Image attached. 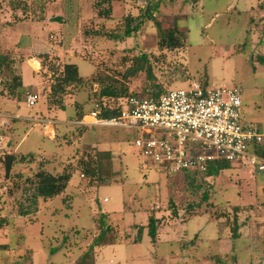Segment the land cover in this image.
<instances>
[{
	"label": "rangeland",
	"instance_id": "1",
	"mask_svg": "<svg viewBox=\"0 0 264 264\" xmlns=\"http://www.w3.org/2000/svg\"><path fill=\"white\" fill-rule=\"evenodd\" d=\"M22 1L26 10L13 12L6 0H0V14H6L4 18L9 16L12 21L17 13L20 21L16 22H29L40 16L43 8L52 15L58 13L56 16L63 18V23L67 21L64 30L55 31L57 25H52L55 30H48L45 36L56 47L52 46L55 50L51 48L49 53L56 63L71 60L78 65L81 75L97 72L113 77L136 93L153 91L154 83L169 90L187 88L191 81L239 87L245 120L255 122L264 133V64L259 60L264 57V0H157L160 7L156 17L162 20L164 28L176 24L187 34L186 45L174 50L158 47L156 28L146 19L139 30L122 41L93 33L122 29L125 15H142L143 1H114L111 18L96 22L89 18L80 25L76 23L78 11L74 9L72 13L69 0ZM80 5L88 14L90 3L81 0ZM12 43L17 48L1 46L0 52L18 61L15 66L20 67V62L32 56L21 49L26 45L31 48L32 42L17 37ZM142 53L150 61L153 82L146 69L127 78L123 76ZM10 71L6 69L0 74V90L1 80L9 77ZM23 74L26 84H38L37 74L26 65ZM50 83L52 79L46 77L38 93L43 95ZM97 88L94 84L92 89L86 86L74 91L68 97L66 110H59L56 115H50L42 98L32 108L22 104L14 108L21 115L17 119L0 107V216H7L10 223L0 231V244L11 248L8 253L0 252V264H76L79 252L98 233L102 212L108 213L105 221L113 227L108 242L113 240L114 232L118 237L130 238V224H146L148 215L158 206L156 215L164 226L157 244L150 242L144 230L139 243L102 247L96 258L98 264H216L210 259L213 254L224 259L220 264H264V242L257 238L262 236L264 241V172L254 174L249 168L233 164L217 176L207 177L195 192L189 193L182 173L167 176L165 171L143 170L129 131L94 125L79 130L81 125L73 120V102L82 103L83 109L89 111L94 101L92 93ZM0 95L5 96V92ZM34 119H51L53 132L52 127L44 128ZM96 151L103 154L100 174L108 176V184L102 186L90 183L89 177L81 176L77 167L79 159L94 156ZM12 152L37 155L33 162L26 157L13 173L34 174L41 166L40 161L53 174L76 171L61 194L48 202L34 204L37 199L34 186L16 187L5 179L2 158ZM203 191L208 192L206 202L201 200ZM196 203L204 210L194 215L185 211L189 204ZM249 203L255 204L251 218L257 220L256 225L252 223L256 234L249 241L247 223H241L240 238L235 242L236 248H231L232 207ZM171 204L177 208L175 217L169 209ZM241 212L240 222L246 215ZM187 214L191 215L189 219ZM225 217L229 224L226 228ZM138 230L135 238L140 239ZM90 257L85 264H94V257Z\"/></svg>",
	"mask_w": 264,
	"mask_h": 264
},
{
	"label": "trees",
	"instance_id": "2",
	"mask_svg": "<svg viewBox=\"0 0 264 264\" xmlns=\"http://www.w3.org/2000/svg\"><path fill=\"white\" fill-rule=\"evenodd\" d=\"M114 1H124V0H92V11L94 12V16L92 17V20L96 22L98 20H106L111 18ZM150 1L151 0H148L147 3L144 5V7H142L145 8L142 15H138V16L137 15L135 16L133 14L125 15L124 26L122 27V29H118L115 31L113 30L110 31L109 33H107L106 31H104L105 33L103 32L100 33V30L98 31L95 30L93 31V33L95 35L105 36L109 40L122 41L125 38L132 36V34L135 31L139 30L141 28L143 20L146 19L148 21H151L154 27L156 28L159 37V42H158L159 48L174 50L185 46L187 34H185V32H181L180 27L176 24H174L173 27L164 28L163 26L164 24L162 23V20L156 17V13L157 11L159 12V7H160L159 1L157 0L154 2H150ZM6 2L8 3L9 8L13 12L14 11L16 12L18 10H22L24 12L25 9L24 1L6 0ZM40 10H41V15L31 20L32 22L35 21L41 22L46 20L47 12H44L43 8H40ZM13 16H14V20H12L13 22H10L11 24L15 23L17 20L20 21L18 17L16 18V16H19L17 15V13H15ZM86 32L87 31L84 30V33ZM37 58L40 60V64L42 68L46 69L44 75L46 77L49 75V77L52 79V83H50L45 88V90L43 91V95L38 93V91L33 90L31 87L23 86L20 69L18 70L14 69L16 67L15 66L16 63L19 65V62L18 61L14 62L11 56L8 57L3 52H0V74H2V72L6 69H10L11 74L9 77H5L3 80H1L2 89L0 90V94H4L5 92L6 97L20 101L22 96H25L24 97L25 99L28 93L37 92L38 99L42 98L45 101V105L48 111L65 110L67 108L68 97H70V95H72L74 91L80 90L82 88H86V86H89L92 89L93 85L97 84L98 86L97 90L92 93V98L94 99V101L89 111H86L85 108L83 109L82 103L77 101L73 102V106L75 109V115L73 120L76 122L81 121L85 115L89 114L92 111H98V116L100 118H107V119L117 118L120 116L122 110L125 107L127 100L130 97L142 96V97H151L157 99L167 90H169V89H165V87H162L157 83H154L152 85L153 91L136 93L133 91H129L125 83L117 81L113 77L103 76L97 72L87 76H83L79 73L78 66L75 63H67V62L62 64L56 63L55 59L52 60V57L49 53H40L37 55ZM259 60L262 64H264V57H260ZM132 65L133 66L130 67L128 71H126V73H124L123 75L124 78H127V76L129 75H134L140 70L146 69L148 73V78L152 79V82L154 81V77L151 73L150 61L146 53H142L136 56ZM83 126L86 125H81L79 127V130H81ZM256 152L264 154V139H263V143L258 147V149H256ZM26 157L29 158L28 160L29 162H33L35 161V157H37V155H35L34 153H29L22 156V154L18 155V153L16 152L6 153L2 158L4 176L7 182H9V184H12L16 187L28 186V185L34 186L37 197L36 201L34 200L33 202L34 204L37 201L48 202L53 198H55L56 196H58L59 194H61L68 185L72 173L76 171L72 169L70 171H64L60 174H53L49 172L47 169H45L44 163L40 161L39 165L41 166H39V168L36 170L34 174L27 176L26 174H23L21 171H18L17 173H13L12 170L18 164L20 163L23 164L24 162L23 160H26L25 159ZM102 158H103L102 152L96 151L94 156L87 155V157L79 159L77 164V167L80 169L81 176L85 175L89 177L90 183L91 182L96 183L98 186L108 184L107 183L108 176L105 175L102 176L100 174L101 166H102L101 163ZM230 165L231 164L227 161L216 160L209 163L207 167L203 170H181L179 172L183 174L185 180V190L188 191L189 193L191 192L193 193L198 189L199 187L198 184L203 183L207 177L217 176L221 170L229 168ZM165 173H167V176L174 174L170 172H165ZM201 200L203 202L208 201L207 191H203ZM254 207L255 204L252 203H249L247 205H235L232 207V219H231L232 226L229 228L230 230L229 238L231 239L232 242L237 238H239L240 236L241 223L245 224V222L248 223V221L252 220L256 225L257 220L251 218L253 216L252 212H254L253 210H255ZM169 209H171L174 217L178 214L175 205L171 204ZM158 210L160 209H156L148 215L146 224L143 225L142 224L138 225L137 223L130 224L129 231L131 232L139 228L138 232L140 233L139 236H141V233H143V231L146 230L150 242L155 243L160 233V229L162 228V226H164L163 223L164 221L156 215ZM201 210L204 209H202L200 203L189 204L188 207H186L185 209V211L186 212L188 211V213L192 211V215L198 213ZM239 210L242 211L241 213L246 212L245 218L243 219L242 222H240V219L238 218V216L240 215ZM106 216H108L107 213L102 212L100 214L99 217L100 229L98 233L91 238L88 247H86L84 250L82 249L79 252L80 256H77L76 264H85L89 255L93 258L94 250L98 247L115 244L118 241L119 242L123 241L124 237H118L119 234L117 232H114L113 240L107 242L108 237L112 235L113 227L107 224V222L105 221ZM187 216H188L187 219L191 217V215L188 214ZM219 216L221 217L222 215ZM220 217L217 216V219ZM224 221H226V224L223 227L226 228L229 225L228 218L225 217ZM9 224H10L9 218L7 216L5 215L0 216V231L6 229L9 226ZM217 224L220 225L219 221H217ZM249 232L255 236L256 228H253L252 226ZM257 238L258 240L260 239V242L261 241L264 242L262 236H257ZM10 250H11L10 245L5 243L0 244V252L4 251L8 253ZM52 251L55 250L52 249ZM211 258H213V261H217L216 264L224 263V259H222L220 255L213 254L210 256V259Z\"/></svg>",
	"mask_w": 264,
	"mask_h": 264
},
{
	"label": "built area",
	"instance_id": "3",
	"mask_svg": "<svg viewBox=\"0 0 264 264\" xmlns=\"http://www.w3.org/2000/svg\"><path fill=\"white\" fill-rule=\"evenodd\" d=\"M138 1L144 6L148 0ZM241 94L236 86L191 81L187 88L167 90L157 99L130 97L117 118H100L92 111L77 123L129 131L145 171L203 170L224 160L264 172V154L256 152L264 133L255 122L245 120ZM37 101L38 93L30 92L25 105L32 108ZM34 120L44 128L53 124Z\"/></svg>",
	"mask_w": 264,
	"mask_h": 264
},
{
	"label": "crops",
	"instance_id": "4",
	"mask_svg": "<svg viewBox=\"0 0 264 264\" xmlns=\"http://www.w3.org/2000/svg\"><path fill=\"white\" fill-rule=\"evenodd\" d=\"M85 1L87 3H90L89 7H91V8H89L90 11H89L88 14H87V11L83 12L82 9H80L81 0H69L70 10L72 11V13H73L74 9L76 10V12L78 11L76 13V15H77L76 23H78L79 25L88 22L89 18H92L94 16V12L92 11V5H91L92 0H85ZM54 2H56V0ZM57 14L58 13H55L54 15H52L51 13H46V20L41 21V22L40 21H37V22L36 21L35 22L29 21V22H20V23L16 22V23H12V24L10 23L12 21L9 18V16L7 18H4V16L6 14H4V15L0 14V47L2 46V48H17L16 46L12 47L14 45V43H12V39H16L17 37H21L22 39L27 38V39H29V41L32 42L31 48H29V46L26 47L27 45L25 47H23L22 49L20 48L22 50V52H27L26 55H32L30 57L29 56L26 57L22 62H20L19 69H20V73L22 75V82H23V86L24 87H31L33 90L37 91L39 85H41L43 83V80H44V82L46 80V76L43 75V73L46 72V69H44V70L42 69V66L40 64V60L37 58V55L40 54V53H50L51 48H53L52 47V46H54L53 43L52 42L51 43L48 42V40L45 37L46 33L48 32V30H55V29H52V25H57L55 31L64 30V27L66 28V26L68 25V24L65 25L67 23V21L65 23H63V18H62L61 22H53V21L50 20V18L56 16ZM43 42L45 44H42ZM54 48H56V47L54 46ZM54 48H53V50H55ZM57 52H59V50H57ZM65 62H67V63H75V62H71V60H67ZM35 63H37V66L35 65ZM24 65L28 66L31 69L32 73L37 74V77L39 78L38 79L39 81H38L37 85H34V84L32 85L31 83L30 84H26L24 82V76H23L24 75L23 74V66ZM40 69L43 70V73L41 72ZM47 77H49V75ZM21 104L25 106V99H24V102H23L21 100L17 101L15 99H11V98L5 97L3 95H0V107H2L3 110H6V113H8L7 115L12 116L15 119H17L21 115H19L18 111L14 110V108L18 109L19 106H21ZM65 110H61V111H65ZM57 111H59V110H51L50 111L51 112L50 115H56L55 112H57ZM1 113L2 112H0V114ZM27 118H30V117H27ZM46 120L52 121L51 119H46ZM80 125H82V124H80ZM89 126H92V125H89ZM52 129H53V127H52ZM2 138L10 139L11 137L4 136ZM17 145H18V143H17ZM159 208H160V206H158L156 209H159ZM103 213H105V212H103ZM245 213L246 212H244V214ZM252 223L254 224V221H252V220L248 221V223H247V230H248V233L250 234V235L248 234L249 235L248 236L249 241H250V239H251V241L253 240L252 237H250V236H253V235L249 232L251 230L252 226H253ZM137 224L138 225H141V224L143 225L144 223H137ZM259 224H262V222L259 223ZM241 230L242 229L240 228V231ZM135 232H136V230L131 231L130 232V238L129 237L128 238H124L122 243H124V244H136V243H139L141 241V239H142V236L140 237V239L139 238L138 239L135 238ZM159 238H160V233L158 235V238H157L156 242L152 243V244H154V245L157 244L158 241H159ZM239 238H237L236 240H234L231 243V248L232 247L236 248L235 242ZM118 243H121V242H117L115 244H118ZM110 245H113V244H110ZM102 247H104V246H101V247H98V248L95 249L94 264H98V260L96 258L100 254V250H101ZM100 264H104V262H102Z\"/></svg>",
	"mask_w": 264,
	"mask_h": 264
},
{
	"label": "water",
	"instance_id": "5",
	"mask_svg": "<svg viewBox=\"0 0 264 264\" xmlns=\"http://www.w3.org/2000/svg\"><path fill=\"white\" fill-rule=\"evenodd\" d=\"M51 21H55V22H61L62 18L60 16H54L52 18H50Z\"/></svg>",
	"mask_w": 264,
	"mask_h": 264
}]
</instances>
